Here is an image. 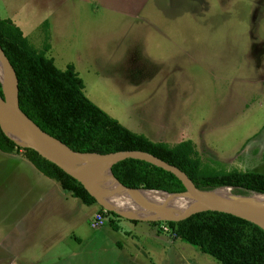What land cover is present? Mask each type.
I'll return each instance as SVG.
<instances>
[{"label": "rangeland", "instance_id": "rangeland-1", "mask_svg": "<svg viewBox=\"0 0 264 264\" xmlns=\"http://www.w3.org/2000/svg\"><path fill=\"white\" fill-rule=\"evenodd\" d=\"M0 17L58 69L73 65L85 96L131 132L190 141L212 176L264 174V0H0ZM7 155L0 264H222L166 222L37 200L32 165Z\"/></svg>", "mask_w": 264, "mask_h": 264}, {"label": "trees", "instance_id": "trees-1", "mask_svg": "<svg viewBox=\"0 0 264 264\" xmlns=\"http://www.w3.org/2000/svg\"><path fill=\"white\" fill-rule=\"evenodd\" d=\"M0 46L18 79L22 113L42 131L72 150L98 154L144 151L181 169L198 189L232 186L235 193L264 194V174L232 171L212 176V172L200 168L199 158L190 141L170 147L128 130L85 96L83 81L73 65L58 69L44 51H37L28 43L18 26L1 17ZM0 96L4 98L1 90ZM0 151H21L24 158L44 176L56 181L62 190L70 192L85 205L96 202L80 181L35 150L18 146L1 128ZM111 173L122 186L130 189L169 193L185 190L170 172L139 160L120 161L111 167ZM107 214L115 215L114 212ZM166 223L176 237L222 264H264V230L252 222L226 213L201 211L183 220ZM113 226L117 228L115 224Z\"/></svg>", "mask_w": 264, "mask_h": 264}, {"label": "water", "instance_id": "water-1", "mask_svg": "<svg viewBox=\"0 0 264 264\" xmlns=\"http://www.w3.org/2000/svg\"><path fill=\"white\" fill-rule=\"evenodd\" d=\"M0 67L2 76L5 78L10 92L8 96H0V128L2 132L13 140L18 146L31 148L35 150L39 155L46 158L47 160L55 163L59 168L76 178L80 181L83 186L85 184L79 176L82 177L87 176L89 177L90 181L97 186L100 191L101 197L110 203H115L117 205H121L126 201L124 195H113L109 192V181L115 185V187L122 190L123 193L129 194L133 193L136 190L140 189H130L122 186L113 176L111 173V167L125 159H134L146 162L151 164L155 167L161 168L166 172H170L173 174L182 184L184 187L183 192L179 193H169L163 190H149L148 191H161L166 194H187L190 199L196 202L198 205V210L194 213L201 212V211H212V212H220L233 215L235 217L241 218L243 220L252 222L258 225L260 228L264 230V205L261 204H234L233 206H217L214 204V201L210 198L204 196L203 193H208L210 191L215 190L219 187H227L233 189L232 186H219L214 187L212 189L201 190L198 189L191 179L184 173L181 169L176 166L170 165L163 160L159 159L158 157L144 152V151H119L115 153L109 154H98V153H90V152H78L72 150L62 141L54 138L53 136L49 135L48 133L42 131L38 128L35 124H33L20 110L19 107V99H18V79L15 73V70L8 60L7 56L5 55L3 49L0 46ZM22 116H25L24 120H22ZM42 143H47L51 150H53L57 155L61 158L65 159V161H57L54 159L52 155L45 156L43 155L40 150L35 145H39ZM77 169L78 171H74ZM79 175H77V174ZM109 175L110 179L107 178ZM86 188V187H85ZM88 191V189L86 188ZM89 192V191H88ZM90 193V192H89ZM258 196H264L262 193L253 192ZM91 194V193H90ZM232 195L234 196H244V194H239L231 191ZM92 195V194H91ZM96 200H98L101 204H103L96 196L92 195ZM221 199L227 200V197H222ZM212 203V205L209 204ZM104 205V204H103ZM105 206V205H104ZM106 207V206H105ZM116 214H120L115 209H109ZM192 213V214H194ZM190 214V215H192ZM255 214L257 216H252ZM182 218L181 220L189 217ZM129 219H136L131 218ZM180 221V220H179Z\"/></svg>", "mask_w": 264, "mask_h": 264}, {"label": "bare ground", "instance_id": "bare-ground-1", "mask_svg": "<svg viewBox=\"0 0 264 264\" xmlns=\"http://www.w3.org/2000/svg\"><path fill=\"white\" fill-rule=\"evenodd\" d=\"M0 85L1 92L3 96H8L10 88L2 76L1 67H0ZM25 119V116H22V120ZM26 123L29 124L27 120ZM34 147L38 148L40 152L45 156L52 155L57 161H65L57 155L47 143H42L35 145ZM74 171H78L74 169ZM77 174V173H76ZM78 175V174H77ZM79 176V175H78ZM85 184V187L88 191L96 196L107 209H115L120 212L121 216L125 218H137L141 221H179L182 218L190 215L198 210V205L195 201L190 199L187 194H166L161 191H148L144 189L136 190L133 193H123L121 189L115 187L109 181V192L113 195H124L126 201L121 205L115 203L106 202L101 196L99 189L90 181L89 177L81 175L79 176ZM107 178L110 179L109 175ZM234 189L227 187H219L208 193H203L205 197L210 198L214 201V204L217 206H233L234 204H261L264 205V196H258L253 192H245L244 196H234L231 193ZM238 193V191H237ZM242 193V192H241ZM240 193V194H241ZM227 197V200L221 199L222 197ZM210 205L212 203L209 202ZM252 216H257L252 214ZM258 217V216H257Z\"/></svg>", "mask_w": 264, "mask_h": 264}, {"label": "crops", "instance_id": "crops-1", "mask_svg": "<svg viewBox=\"0 0 264 264\" xmlns=\"http://www.w3.org/2000/svg\"><path fill=\"white\" fill-rule=\"evenodd\" d=\"M139 134V133H138ZM152 141V140H151ZM153 142H155V141H153ZM8 155H7V157H9V153H7ZM23 159V162L22 161H20V162H17V161H19V160H17L16 162L18 163V164H26V165H29L28 163H30L27 159H24V158H22ZM31 164V163H30ZM32 165V164H31ZM33 167V168H32ZM32 169L33 170H31L30 172H29V174H33L32 175V180H31V184L32 185H35V186H37V200L38 199H40V197H44V196H48L49 194H51V193H54V195H56L57 197H58V199H54L55 200V202L57 203L58 201H59V199H66V200H68L69 198H70V196H72L71 194H70V192H67V191H64V190H62L61 189V187L59 186V184L57 183V182H54V180H52V179H49V178H47L46 176H44L42 173H40L33 165H32ZM37 170V171H35V170ZM58 185V186H57ZM59 187V188H58ZM61 189V190H60ZM51 192V193H50ZM61 199V200H62ZM46 200H47V198H46ZM58 200V201H57ZM91 205H94L95 207L96 206H98V208H100L101 210H103L105 213L106 212H113V211H111V210H109V209H107L103 204H101L98 200H96V202L95 203H93V204H91ZM88 206H90V205H88ZM94 207V208H95ZM115 213V212H114ZM107 215H109V214H107ZM111 215H113V214H111ZM96 216H97V214L95 215V216H93V219H92V221H90V227H92L93 229H95V228H97V227H99V226H97V223H96ZM113 216H115L118 220H120V219H123V220H128V221H134V220H136V219H129V218H125V217H123V216H121V215H119V214H116L115 213V215H113ZM137 221H141V220H137ZM116 226H117V228H114V229H116V230H119V229H122L121 227H119L117 224H115ZM114 227V226H113ZM148 236H150V235H148ZM155 239L154 240H152L154 243H155V241H156V236L154 235L153 236ZM151 241V242H152Z\"/></svg>", "mask_w": 264, "mask_h": 264}, {"label": "built area", "instance_id": "built-area-1", "mask_svg": "<svg viewBox=\"0 0 264 264\" xmlns=\"http://www.w3.org/2000/svg\"><path fill=\"white\" fill-rule=\"evenodd\" d=\"M102 219H103V215L102 214H97L96 223L97 224H101L102 223Z\"/></svg>", "mask_w": 264, "mask_h": 264}]
</instances>
